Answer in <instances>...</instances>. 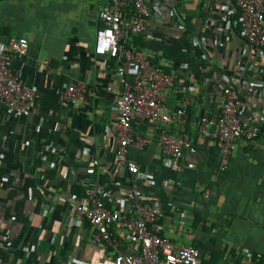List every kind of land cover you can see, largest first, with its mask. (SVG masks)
<instances>
[{
	"label": "crops",
	"instance_id": "0c3cea01",
	"mask_svg": "<svg viewBox=\"0 0 264 264\" xmlns=\"http://www.w3.org/2000/svg\"><path fill=\"white\" fill-rule=\"evenodd\" d=\"M144 1L156 10L126 41L172 77L165 107L186 101L187 116L164 128L183 129L190 148L177 158L162 156L158 124L133 115L126 146L137 167L132 174L114 158L119 62L93 52L108 0H0V40L27 41L26 53L15 55L10 67L35 93L26 115L0 108L5 264H111L112 252L94 241L93 227L74 206L90 186L125 214L132 185L158 212L160 233L197 247L200 264H264V51L239 35L232 0ZM69 82L80 87L73 100L63 96ZM227 84L242 99L240 119L258 134L255 145L236 141L223 160L212 139L198 132L197 119L217 113ZM111 231L119 249L131 251L122 230Z\"/></svg>",
	"mask_w": 264,
	"mask_h": 264
},
{
	"label": "built area",
	"instance_id": "2783aa9c",
	"mask_svg": "<svg viewBox=\"0 0 264 264\" xmlns=\"http://www.w3.org/2000/svg\"><path fill=\"white\" fill-rule=\"evenodd\" d=\"M232 1L237 9L239 35L250 48L264 51V0ZM155 10V3L144 0H108L100 12L103 26L94 33L93 52L108 55L119 62L117 75L122 88L115 99L117 146L114 158L117 165L132 174L136 173L137 167L127 159L126 146L133 137L130 130L133 115L158 124L156 141L162 156L177 158L190 148V140L183 129L172 134L164 128L172 123L182 125L187 116L186 101L172 110L165 107V91L172 86V77L151 64L141 51L126 41V37L144 29L145 18ZM26 49L24 37L0 40V108L18 115L29 112L35 95L34 90L24 85L10 67L12 58L24 55ZM79 95L80 87L74 82H69L63 90V96L68 100ZM242 103L237 90L224 85L217 113L212 116L202 113L197 119L198 132L212 139L223 160L239 139L250 145L256 144L258 127L240 119ZM223 167L221 163L220 168ZM203 194L206 196L208 190L205 189ZM83 199L74 206V212L93 227L94 241L112 252L111 264H200L197 247L178 245L160 233L158 212L141 200L136 185H132L128 192L125 214L104 203L93 187L84 188ZM111 226L122 230L121 240L131 243V251L119 249L120 239L113 234ZM0 264H5L1 257Z\"/></svg>",
	"mask_w": 264,
	"mask_h": 264
},
{
	"label": "trees",
	"instance_id": "16d2710c",
	"mask_svg": "<svg viewBox=\"0 0 264 264\" xmlns=\"http://www.w3.org/2000/svg\"><path fill=\"white\" fill-rule=\"evenodd\" d=\"M236 11H237V9H236ZM238 15V14H237ZM235 21H236V19H235Z\"/></svg>",
	"mask_w": 264,
	"mask_h": 264
}]
</instances>
